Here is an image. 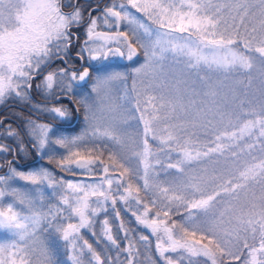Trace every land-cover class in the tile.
<instances>
[{
    "label": "snow or ice",
    "instance_id": "1",
    "mask_svg": "<svg viewBox=\"0 0 264 264\" xmlns=\"http://www.w3.org/2000/svg\"><path fill=\"white\" fill-rule=\"evenodd\" d=\"M0 105V264H264V0H0Z\"/></svg>",
    "mask_w": 264,
    "mask_h": 264
},
{
    "label": "trees",
    "instance_id": "2",
    "mask_svg": "<svg viewBox=\"0 0 264 264\" xmlns=\"http://www.w3.org/2000/svg\"><path fill=\"white\" fill-rule=\"evenodd\" d=\"M4 109H5V110H4ZM2 110H4V112H5V111H10V110H12V109L9 108V107L6 109V107H4ZM2 110H0V111H2ZM15 110H16V111H19L20 109H15ZM4 112H3V114H4Z\"/></svg>",
    "mask_w": 264,
    "mask_h": 264
},
{
    "label": "flooded vegetation",
    "instance_id": "3",
    "mask_svg": "<svg viewBox=\"0 0 264 264\" xmlns=\"http://www.w3.org/2000/svg\"><path fill=\"white\" fill-rule=\"evenodd\" d=\"M5 106H6V105H3V106L0 108V110H2ZM6 109H7V108H6ZM4 110H5V109H4ZM4 110L0 111V115L3 114Z\"/></svg>",
    "mask_w": 264,
    "mask_h": 264
},
{
    "label": "rangeland",
    "instance_id": "4",
    "mask_svg": "<svg viewBox=\"0 0 264 264\" xmlns=\"http://www.w3.org/2000/svg\"><path fill=\"white\" fill-rule=\"evenodd\" d=\"M130 83V82H129ZM2 105H0V107H1Z\"/></svg>",
    "mask_w": 264,
    "mask_h": 264
}]
</instances>
